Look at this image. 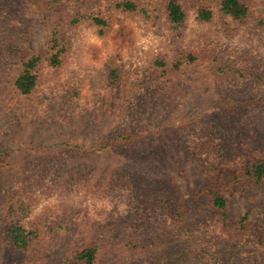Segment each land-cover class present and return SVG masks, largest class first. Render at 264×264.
Masks as SVG:
<instances>
[{
  "label": "rangeland",
  "instance_id": "rangeland-1",
  "mask_svg": "<svg viewBox=\"0 0 264 264\" xmlns=\"http://www.w3.org/2000/svg\"><path fill=\"white\" fill-rule=\"evenodd\" d=\"M135 1L148 14L0 0V264H65L89 243L108 248L96 264H264V180L240 172L264 149V0H243L245 23L220 0H182L181 27L167 0ZM32 57L24 94L15 79ZM219 175L226 217L193 195ZM13 223L33 233L28 248L6 241Z\"/></svg>",
  "mask_w": 264,
  "mask_h": 264
},
{
  "label": "trees",
  "instance_id": "trees-1",
  "mask_svg": "<svg viewBox=\"0 0 264 264\" xmlns=\"http://www.w3.org/2000/svg\"><path fill=\"white\" fill-rule=\"evenodd\" d=\"M111 3L115 5V8L125 14H136V13H147V9L144 7L140 10V6L138 2L135 0H109ZM220 7L222 11L230 16L234 21L238 23H245L250 16V8L246 2L243 0H220ZM165 14L167 21H169L175 27H181L185 21L187 20V8L185 7L182 0H167L165 5ZM199 18L204 21H209L212 18V12L207 8H200L198 11ZM93 23L100 28L102 32L103 29L109 25L107 19L100 15H91ZM78 18L72 20V22H76ZM55 28H59V25ZM55 33L54 38L51 40L53 42L52 49L53 53L49 57V60L57 65L61 63L60 54L63 52L64 48L60 47L61 42L59 41V30L55 29L53 31ZM61 40V39H60ZM183 60L186 61L187 64H191L196 62L197 55L193 53H186L182 55ZM182 60V61H183ZM38 57H32L28 61L23 62V69L19 76L15 79L16 88L24 94L30 93L38 82ZM154 62L158 67H163L166 65V59L164 56H159L155 58ZM180 63V61L178 62ZM179 64H177V67ZM218 71H223L225 67L223 65H219L217 67ZM230 70H234L233 68H229ZM241 72V71H239ZM173 73V71L168 72V74ZM167 74V75H168ZM233 110H239L242 108L240 103L236 102L233 106H231ZM242 175L250 178L254 181V183H261L264 180V149L261 153L256 154L254 157H249L246 160L245 164L242 166L240 170ZM221 176H214V179L207 184L199 192L194 193L195 202H200L202 198L203 202L209 203V206L220 212L224 217H226V209H227V199L224 192L215 188L220 184ZM252 181V182H253ZM182 207L181 205L179 208ZM178 216H181L179 213ZM32 232L27 230L23 225L18 223H13L9 225L5 232V239L8 244L14 249H26L30 246L32 239ZM137 241V239H136ZM134 242L133 248L139 249V245L132 239L130 242L125 243V246ZM123 249V245H121ZM104 245H97V243H89L87 245H82L77 250V255L74 259L67 261L65 264H96L103 256L105 250Z\"/></svg>",
  "mask_w": 264,
  "mask_h": 264
}]
</instances>
